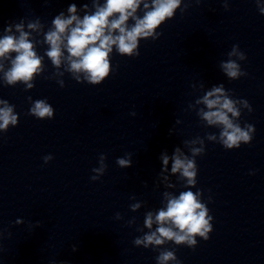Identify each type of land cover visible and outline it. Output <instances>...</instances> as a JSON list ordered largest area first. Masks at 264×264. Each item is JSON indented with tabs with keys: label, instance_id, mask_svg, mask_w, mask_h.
<instances>
[{
	"label": "clouds",
	"instance_id": "obj_1",
	"mask_svg": "<svg viewBox=\"0 0 264 264\" xmlns=\"http://www.w3.org/2000/svg\"><path fill=\"white\" fill-rule=\"evenodd\" d=\"M258 2V0H257ZM143 4V16H138L137 10ZM181 0H105L101 5L99 0H93L95 11L87 14L88 5L83 7L86 14L81 19L77 13L76 4H71L67 11L69 15L65 17L63 13L57 15L52 21V28L44 33L43 43L48 47L43 55H39L35 49V44L30 38L32 32H39L42 29L40 21L29 20L25 23L21 19L19 23H9L4 27L5 34L0 37V73L3 74L5 86L14 87L18 83H23L24 90L28 91L35 87L34 80L44 72L45 57L57 69V74L63 76L64 72L70 73L71 77L81 83L86 81L89 85H100L110 73V54L115 47L120 56L138 57L139 41L151 37L157 39L162 33L156 32L166 20L174 16L175 11L180 7ZM187 7V5H185ZM227 10V4L224 5ZM260 11L264 13V8ZM134 23L128 24L129 19ZM27 28V30H25ZM15 29V32H13ZM18 34V35H17ZM67 53V55H65ZM14 54V55H13ZM230 59L221 63V68L231 80H238L240 77L248 76L243 71L237 60H246L244 52L239 51V45H233L232 51L228 53ZM5 62L8 67H5ZM62 65L63 72L59 71ZM83 76V81H82ZM60 87L65 86L64 82L58 81ZM28 115L38 120L52 119L54 108L47 99L32 100ZM205 108L199 110L198 115L209 126H216L220 129L217 134H207L209 141L219 143L226 150L240 148L241 144H250L253 140L255 127L252 124H245L243 127L238 121L241 115L240 107L247 108L249 113L252 107L245 99L230 98L223 86L213 87L207 91L202 98L196 101ZM0 129L7 130L9 125L16 126L18 114L14 113L15 105H10L7 100L0 99ZM135 113H133L134 115ZM203 145V140L195 139L185 141L186 144ZM191 158L176 148L171 157V172L180 173L181 178L186 179V186L197 184L198 167L195 157L205 154V148L191 147ZM130 156V154H129ZM45 164L53 159L51 155L43 157ZM105 157H100V167L93 168L97 173L90 177L96 181L103 175L106 165ZM162 163L164 170H167L169 156L163 154ZM117 164L121 168L129 167L130 158H118ZM167 179V177H165ZM171 186V185H169ZM202 190L195 192L186 190L178 196L164 193L167 199L166 208H160L155 214L147 212L144 225L154 231L145 233L142 237H136L133 241L136 246H160L167 241H172L175 245H186L195 248L196 237H201L204 241L209 239L213 231L211 221L213 217L209 215V208L202 202ZM212 197H208L211 202ZM135 211L140 207L139 203L130 205ZM120 219V214H116ZM157 264H168L175 261L181 264L174 250L164 249L156 257Z\"/></svg>",
	"mask_w": 264,
	"mask_h": 264
}]
</instances>
